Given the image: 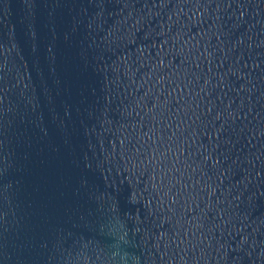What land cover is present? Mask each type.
<instances>
[{
	"label": "water",
	"instance_id": "1",
	"mask_svg": "<svg viewBox=\"0 0 264 264\" xmlns=\"http://www.w3.org/2000/svg\"><path fill=\"white\" fill-rule=\"evenodd\" d=\"M0 264H264V0H0Z\"/></svg>",
	"mask_w": 264,
	"mask_h": 264
}]
</instances>
